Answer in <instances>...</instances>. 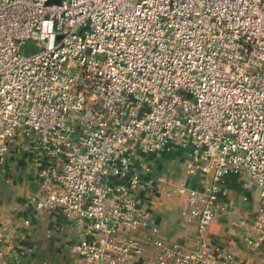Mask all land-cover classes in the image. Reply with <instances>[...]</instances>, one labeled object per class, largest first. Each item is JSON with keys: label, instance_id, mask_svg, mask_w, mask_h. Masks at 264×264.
Here are the masks:
<instances>
[{"label": "built area", "instance_id": "2783aa9c", "mask_svg": "<svg viewBox=\"0 0 264 264\" xmlns=\"http://www.w3.org/2000/svg\"><path fill=\"white\" fill-rule=\"evenodd\" d=\"M17 142L34 154L31 203L83 232L84 264H136L148 244L146 264H231L207 238L224 177L260 189L246 241L264 244V0H0L1 161ZM171 145L212 180L168 194L188 196L193 246H167L140 205L148 159Z\"/></svg>", "mask_w": 264, "mask_h": 264}, {"label": "crops", "instance_id": "0c3cea01", "mask_svg": "<svg viewBox=\"0 0 264 264\" xmlns=\"http://www.w3.org/2000/svg\"><path fill=\"white\" fill-rule=\"evenodd\" d=\"M34 154L21 142L12 145L0 160V245L7 244L8 264H84L74 250L84 238L82 231L61 211H37L30 199L40 191L36 178ZM187 152L171 145L160 157L148 159L151 170L145 174L151 190L141 196L140 205L151 214L150 222L159 228V236L167 246H193L197 221H189L188 196L168 195L175 185L185 182L203 191L212 180L210 175H186ZM215 206L216 216L209 226L207 238L220 253L233 256L231 264H264V244L249 246L247 236H256L254 224L262 204L260 189L243 175H229L220 182ZM143 230L140 234H149ZM161 250L148 244L145 255L136 264H146Z\"/></svg>", "mask_w": 264, "mask_h": 264}, {"label": "rangeland", "instance_id": "374dc122", "mask_svg": "<svg viewBox=\"0 0 264 264\" xmlns=\"http://www.w3.org/2000/svg\"><path fill=\"white\" fill-rule=\"evenodd\" d=\"M21 54L25 56H31L34 53L37 52V49L35 47V42L33 41H27L25 46L21 48L20 50Z\"/></svg>", "mask_w": 264, "mask_h": 264}, {"label": "water", "instance_id": "95a60500", "mask_svg": "<svg viewBox=\"0 0 264 264\" xmlns=\"http://www.w3.org/2000/svg\"><path fill=\"white\" fill-rule=\"evenodd\" d=\"M63 0H49V4H61Z\"/></svg>", "mask_w": 264, "mask_h": 264}]
</instances>
